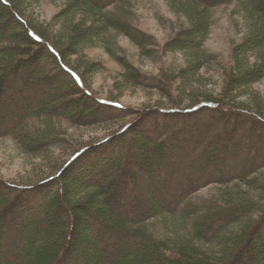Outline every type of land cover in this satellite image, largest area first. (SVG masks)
I'll list each match as a JSON object with an SVG mask.
<instances>
[{
    "label": "trees",
    "instance_id": "trees-1",
    "mask_svg": "<svg viewBox=\"0 0 264 264\" xmlns=\"http://www.w3.org/2000/svg\"><path fill=\"white\" fill-rule=\"evenodd\" d=\"M128 1L69 0L44 31L28 19L25 0H0V139L41 155L65 141L39 136L36 122L126 123L41 184L0 179V264H264V209L258 218L249 193L197 202L214 186L255 189L261 182L264 111L238 100L264 83V0H174L190 25L169 48L188 54L189 65L154 77L121 62L125 84L160 91L176 107L139 110L103 99L88 84L89 74L105 68L88 52L112 32L145 51L155 46L117 13ZM235 5L251 31L235 51L224 94L187 108L178 84H189L207 64L211 12ZM178 218L191 222L188 239L160 237L152 227Z\"/></svg>",
    "mask_w": 264,
    "mask_h": 264
},
{
    "label": "rangeland",
    "instance_id": "rangeland-1",
    "mask_svg": "<svg viewBox=\"0 0 264 264\" xmlns=\"http://www.w3.org/2000/svg\"><path fill=\"white\" fill-rule=\"evenodd\" d=\"M25 3L28 19L46 31L50 25L56 23L57 17L66 9L69 0H25ZM176 5L174 0H129L118 9L117 13L152 36L156 40L155 46L145 51L133 40L116 31L108 37L109 42H97L98 47L88 52V60L102 64L105 68L102 73L89 74L88 84L93 91L103 99L114 100L138 110L159 106L167 109L176 107L175 101L160 91L125 84L127 71L121 62L124 58L128 59L139 70L154 77L166 73L175 75L189 65L188 54L169 48L190 25L186 11L179 12ZM211 17L212 35L204 51L207 64L199 76L189 84L185 80L178 84L182 88L181 104L187 108L207 98H218L224 94L228 72L235 60V51L251 31L246 13L237 5L213 10ZM244 95L239 102L264 111V83ZM37 101L38 98L35 104ZM38 123L33 127L36 132L39 131V136L62 139L65 144L53 148L48 153L31 155L20 141L13 138L0 139V179L22 186L41 184L56 177L87 145L104 141L126 126V123H122L97 128H78L69 122ZM221 150L222 161L226 163L230 156L227 146ZM175 173L176 169L170 168L172 178ZM259 178L261 182L255 189L211 187L199 195L197 202L220 201L225 193L245 191L258 203L259 218L262 214L260 211L264 209V171ZM152 225L157 235L164 238L175 232L182 239H188L191 234V222L184 218L162 219ZM203 247L211 251L217 249L214 245Z\"/></svg>",
    "mask_w": 264,
    "mask_h": 264
}]
</instances>
